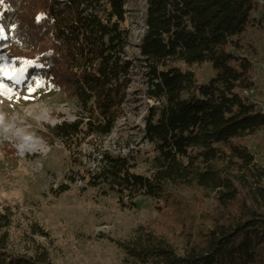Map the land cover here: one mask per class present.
Instances as JSON below:
<instances>
[{"label": "trees", "instance_id": "1", "mask_svg": "<svg viewBox=\"0 0 264 264\" xmlns=\"http://www.w3.org/2000/svg\"><path fill=\"white\" fill-rule=\"evenodd\" d=\"M128 4L3 0L0 23L9 38L0 41V53L7 51L16 68L35 62L28 80H42L73 104L75 121L49 129L48 136L63 145L74 167L82 165V147L90 148V158L98 155L94 171L75 175L85 188H107L123 210L134 208L138 197L154 203L157 220L118 244L123 264H264V170L247 145L264 131V114L244 96L262 98L253 64L260 50L251 37L264 32V5L148 0L139 56L130 58ZM207 65L214 77L201 85L194 70ZM136 67L145 98L156 104L143 130L153 154L147 175L137 174L128 158L96 147L125 117ZM67 180L76 185V178ZM14 227L15 215L4 208L0 264H54L49 244L34 241L50 235L35 223L23 229L27 254L16 255Z\"/></svg>", "mask_w": 264, "mask_h": 264}, {"label": "rangeland", "instance_id": "2", "mask_svg": "<svg viewBox=\"0 0 264 264\" xmlns=\"http://www.w3.org/2000/svg\"><path fill=\"white\" fill-rule=\"evenodd\" d=\"M147 2L129 0L130 58L139 56L136 47L145 32ZM259 2L264 5V0ZM2 12L0 3V14ZM251 38L260 50L253 64L262 98L255 94V100L264 112V32ZM6 54L7 51L0 53V65L12 64L6 60ZM194 71L201 85H207L214 77L209 65ZM132 78L125 117L113 135L104 142H97L96 147L112 157L128 158L137 174L147 175L153 154L143 141V130L148 111L156 104L145 98L143 73L137 67ZM4 82L11 85L6 79ZM16 92L18 98L13 99L0 95V212L5 208L15 215V227L10 232L13 252L18 256L27 254L29 246L23 229L35 223L50 235L49 240L34 237V241L38 245L49 244L54 264H123V252L118 244L129 241L138 227L157 220L154 203L138 197L134 208L123 210L118 197L107 188H85L75 175L80 170L94 171L98 155L90 158V148L84 146L82 165L74 167L63 145L48 136L49 129L75 121L77 111L73 104L51 91L45 82L29 99L24 98L28 96L24 84ZM260 142L264 144V131L257 139L247 141V145L256 156V167L263 171L264 146ZM68 178H76V185ZM235 184L245 195L240 183ZM63 187H68V192L59 194ZM249 205L253 208L252 203Z\"/></svg>", "mask_w": 264, "mask_h": 264}, {"label": "snow or ice", "instance_id": "3", "mask_svg": "<svg viewBox=\"0 0 264 264\" xmlns=\"http://www.w3.org/2000/svg\"><path fill=\"white\" fill-rule=\"evenodd\" d=\"M3 0H0L2 3ZM3 20V15L0 14V21ZM6 25L0 23V41L8 39V34L5 31ZM35 62L33 61H22V65L19 68L13 64H3L0 65V95L7 97L8 99H13L17 97L16 89L24 84L27 87L28 96L25 99H29L31 95L36 92L37 89L43 87V82L36 77H32V82L26 83L28 80L27 70L29 67L33 66ZM5 79L11 82V85L5 83ZM18 98V97H17Z\"/></svg>", "mask_w": 264, "mask_h": 264}, {"label": "built area", "instance_id": "4", "mask_svg": "<svg viewBox=\"0 0 264 264\" xmlns=\"http://www.w3.org/2000/svg\"><path fill=\"white\" fill-rule=\"evenodd\" d=\"M245 98L248 99L251 103H257L256 100H255V93H245ZM264 114V112H263Z\"/></svg>", "mask_w": 264, "mask_h": 264}]
</instances>
